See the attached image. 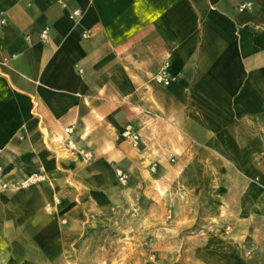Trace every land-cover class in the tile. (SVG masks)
I'll list each match as a JSON object with an SVG mask.
<instances>
[{
	"label": "crops",
	"instance_id": "obj_1",
	"mask_svg": "<svg viewBox=\"0 0 264 264\" xmlns=\"http://www.w3.org/2000/svg\"><path fill=\"white\" fill-rule=\"evenodd\" d=\"M68 126L91 160L60 157ZM0 151L10 184L45 176L0 188V264H64L131 192L191 220L264 218V0H0ZM194 223L202 264H264V229L244 248Z\"/></svg>",
	"mask_w": 264,
	"mask_h": 264
},
{
	"label": "rangeland",
	"instance_id": "obj_2",
	"mask_svg": "<svg viewBox=\"0 0 264 264\" xmlns=\"http://www.w3.org/2000/svg\"><path fill=\"white\" fill-rule=\"evenodd\" d=\"M128 126L137 133L131 124H127L125 129ZM56 146L60 157L81 156L70 153L61 142ZM169 209L165 200L156 201L149 195L139 196L133 192L121 195L109 211L96 216L93 224H86L82 240L64 264H202L198 259L199 251L190 249L194 245L190 242L198 241L194 238L198 234L188 228L194 221L195 227L215 226L222 235L233 230L244 231L239 239L244 248L248 227L264 229V218L191 220L174 216ZM227 228L230 230L227 231ZM263 237L260 235L259 241H264ZM241 253L243 257H248L246 249ZM261 253L264 254V251Z\"/></svg>",
	"mask_w": 264,
	"mask_h": 264
},
{
	"label": "built area",
	"instance_id": "obj_3",
	"mask_svg": "<svg viewBox=\"0 0 264 264\" xmlns=\"http://www.w3.org/2000/svg\"><path fill=\"white\" fill-rule=\"evenodd\" d=\"M244 10H252V4L247 3L245 5H242L240 8V11ZM75 16H80L81 13L80 11H75L74 12ZM5 20L2 19L1 23L2 25L5 24ZM87 33H83V37H87ZM41 39L43 41H46L48 39V29H44L41 33ZM169 67H170V62L166 61L163 63L162 67L160 68L158 74L154 77V80L164 86H168L171 83V77L169 74ZM123 136L133 143L134 147H137L139 144L140 137L137 133H135L132 129L131 126H128L125 131ZM62 144L64 145L65 149L70 151V153H73L75 155H81L85 159H92V153L89 151H86L85 149H80L77 147L75 140H74V126H68L64 128V139L62 141ZM1 153V151H0ZM115 175L117 178L118 183L121 186H126L129 182V174L125 171H123L120 168L115 169ZM45 180V176L42 173H37L30 175L23 180L15 183V184H10L5 180V171L3 167L0 166V188L4 191H20V190H26L31 188L32 186H35L37 184H40ZM230 228H227V231H229Z\"/></svg>",
	"mask_w": 264,
	"mask_h": 264
}]
</instances>
